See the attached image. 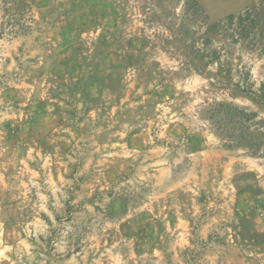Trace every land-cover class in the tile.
I'll use <instances>...</instances> for the list:
<instances>
[{
	"label": "rangeland",
	"instance_id": "374dc122",
	"mask_svg": "<svg viewBox=\"0 0 264 264\" xmlns=\"http://www.w3.org/2000/svg\"><path fill=\"white\" fill-rule=\"evenodd\" d=\"M246 10L264 0H0V264H264V159L205 116L264 119L236 88L264 56L209 35L226 81L184 46Z\"/></svg>",
	"mask_w": 264,
	"mask_h": 264
},
{
	"label": "trees",
	"instance_id": "16d2710c",
	"mask_svg": "<svg viewBox=\"0 0 264 264\" xmlns=\"http://www.w3.org/2000/svg\"><path fill=\"white\" fill-rule=\"evenodd\" d=\"M192 8L195 4L192 2ZM209 35H227L229 41L256 49L264 56V17L246 10L237 15H229L222 21L206 26L204 33L197 40L184 41L187 55L197 71L216 65L217 75L230 80V70L222 61L221 54L209 47ZM190 38V37H189ZM236 85L240 93L245 94L259 108L264 110V86L257 90L248 83V75ZM207 120L215 132L227 141L229 148H243L250 155L264 159V119L254 121L257 115L245 109L221 104L206 113Z\"/></svg>",
	"mask_w": 264,
	"mask_h": 264
}]
</instances>
